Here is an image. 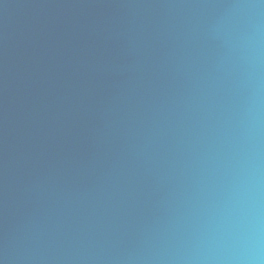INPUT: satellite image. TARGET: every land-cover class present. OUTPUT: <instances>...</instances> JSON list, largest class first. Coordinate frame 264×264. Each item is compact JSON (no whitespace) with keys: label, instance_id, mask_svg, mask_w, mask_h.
I'll list each match as a JSON object with an SVG mask.
<instances>
[{"label":"water","instance_id":"water-1","mask_svg":"<svg viewBox=\"0 0 264 264\" xmlns=\"http://www.w3.org/2000/svg\"><path fill=\"white\" fill-rule=\"evenodd\" d=\"M79 264H264V0H112Z\"/></svg>","mask_w":264,"mask_h":264}]
</instances>
